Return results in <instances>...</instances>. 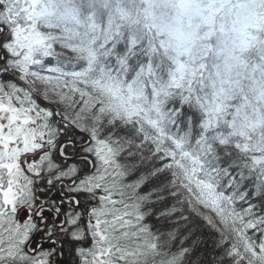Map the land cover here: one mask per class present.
Here are the masks:
<instances>
[{
  "label": "snow or ice",
  "instance_id": "1",
  "mask_svg": "<svg viewBox=\"0 0 264 264\" xmlns=\"http://www.w3.org/2000/svg\"><path fill=\"white\" fill-rule=\"evenodd\" d=\"M0 264H264V0H0Z\"/></svg>",
  "mask_w": 264,
  "mask_h": 264
}]
</instances>
